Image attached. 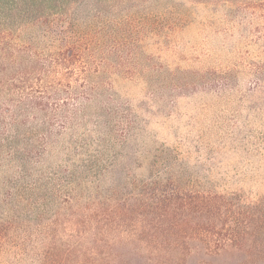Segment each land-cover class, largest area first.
Here are the masks:
<instances>
[{"label": "trees", "instance_id": "16d2710c", "mask_svg": "<svg viewBox=\"0 0 264 264\" xmlns=\"http://www.w3.org/2000/svg\"><path fill=\"white\" fill-rule=\"evenodd\" d=\"M151 1L0 0V264H108L117 246L135 243L149 264H182L188 242L206 238L198 222L188 232L197 218L168 161L144 179L131 173L142 156L137 117L106 108L100 92L111 57L124 64L117 35L132 33L134 14L147 15ZM184 1L264 8V0ZM110 26L108 50L101 37ZM41 40L51 44L39 48ZM34 48L49 51L51 66ZM51 71L68 91L32 80Z\"/></svg>", "mask_w": 264, "mask_h": 264}, {"label": "rangeland", "instance_id": "374dc122", "mask_svg": "<svg viewBox=\"0 0 264 264\" xmlns=\"http://www.w3.org/2000/svg\"><path fill=\"white\" fill-rule=\"evenodd\" d=\"M144 6L133 32L117 35L124 64L111 57L100 89L106 108H130L137 117L133 147L142 156L131 173L144 179L162 170L161 161L170 164L181 198L194 208L188 217L197 218L189 234L198 222L202 237L212 239L189 241L182 264H264V8L184 0ZM115 34L110 26L101 37L107 49ZM39 48L31 51L51 66L48 49ZM52 71L32 80L48 78L68 91ZM136 245L117 246L108 264H149V251Z\"/></svg>", "mask_w": 264, "mask_h": 264}]
</instances>
